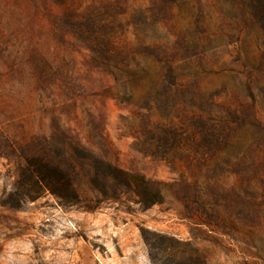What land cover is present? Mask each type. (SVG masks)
<instances>
[{
	"label": "rangeland",
	"instance_id": "374dc122",
	"mask_svg": "<svg viewBox=\"0 0 264 264\" xmlns=\"http://www.w3.org/2000/svg\"><path fill=\"white\" fill-rule=\"evenodd\" d=\"M169 239L264 264V0H0V264Z\"/></svg>",
	"mask_w": 264,
	"mask_h": 264
},
{
	"label": "trees",
	"instance_id": "16d2710c",
	"mask_svg": "<svg viewBox=\"0 0 264 264\" xmlns=\"http://www.w3.org/2000/svg\"><path fill=\"white\" fill-rule=\"evenodd\" d=\"M34 174L38 175V177L32 179V180H34L36 185H38L41 189L51 191L57 197L61 198V195L52 189V184L50 182L53 179H51V181H48V178H50V176H48V177L44 176L40 169H36L35 171H32L30 177L31 176L34 177L35 176ZM35 179H37V180L35 181ZM169 240H170L172 247H173L172 249H173L174 259H176V258L180 259V263H177V264H206L203 256L200 255L197 251L191 250V248H190L191 246L188 243H182V242L176 241L174 239H169ZM179 248L182 249V255L181 256L177 254V249H179ZM187 252L188 253L190 252L191 255H188V256L181 258L182 256L186 255ZM181 260H182V262H181Z\"/></svg>",
	"mask_w": 264,
	"mask_h": 264
}]
</instances>
